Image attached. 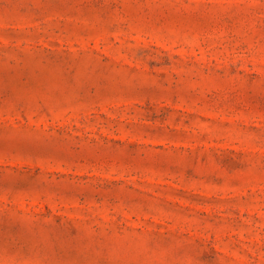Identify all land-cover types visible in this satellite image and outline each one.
I'll return each mask as SVG.
<instances>
[{"label":"rangeland","instance_id":"1","mask_svg":"<svg viewBox=\"0 0 264 264\" xmlns=\"http://www.w3.org/2000/svg\"><path fill=\"white\" fill-rule=\"evenodd\" d=\"M0 264H264V0H0Z\"/></svg>","mask_w":264,"mask_h":264}]
</instances>
